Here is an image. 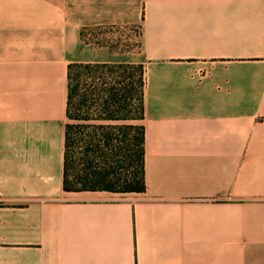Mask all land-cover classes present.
<instances>
[{
    "label": "crops",
    "instance_id": "1",
    "mask_svg": "<svg viewBox=\"0 0 264 264\" xmlns=\"http://www.w3.org/2000/svg\"><path fill=\"white\" fill-rule=\"evenodd\" d=\"M75 63L144 66L145 192L64 190ZM0 264H264V0H0Z\"/></svg>",
    "mask_w": 264,
    "mask_h": 264
},
{
    "label": "trees",
    "instance_id": "2",
    "mask_svg": "<svg viewBox=\"0 0 264 264\" xmlns=\"http://www.w3.org/2000/svg\"><path fill=\"white\" fill-rule=\"evenodd\" d=\"M106 29H84L82 39L121 51L141 45V33L125 48L92 34ZM67 91L64 190L145 192L144 66L75 63Z\"/></svg>",
    "mask_w": 264,
    "mask_h": 264
},
{
    "label": "rangeland",
    "instance_id": "3",
    "mask_svg": "<svg viewBox=\"0 0 264 264\" xmlns=\"http://www.w3.org/2000/svg\"><path fill=\"white\" fill-rule=\"evenodd\" d=\"M98 36V39L103 43H110L120 48H125L137 43L140 40V28H112L103 31H96L92 33ZM117 42V43H116ZM106 198H122L121 195L107 194L104 195Z\"/></svg>",
    "mask_w": 264,
    "mask_h": 264
}]
</instances>
